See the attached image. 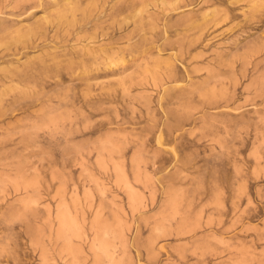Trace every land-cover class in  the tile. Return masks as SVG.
Returning <instances> with one entry per match:
<instances>
[{
  "label": "rangeland",
  "instance_id": "rangeland-1",
  "mask_svg": "<svg viewBox=\"0 0 264 264\" xmlns=\"http://www.w3.org/2000/svg\"><path fill=\"white\" fill-rule=\"evenodd\" d=\"M0 264H264V0H0Z\"/></svg>",
  "mask_w": 264,
  "mask_h": 264
},
{
  "label": "bare ground",
  "instance_id": "bare-ground-1",
  "mask_svg": "<svg viewBox=\"0 0 264 264\" xmlns=\"http://www.w3.org/2000/svg\"><path fill=\"white\" fill-rule=\"evenodd\" d=\"M62 218V217H61ZM62 222V221H61ZM96 225V224H95ZM94 251V250H93Z\"/></svg>",
  "mask_w": 264,
  "mask_h": 264
}]
</instances>
